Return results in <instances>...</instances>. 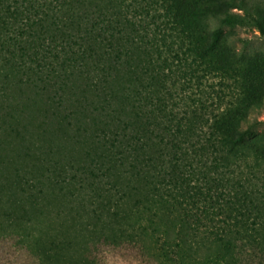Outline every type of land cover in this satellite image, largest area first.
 <instances>
[{
  "label": "trees",
  "instance_id": "1",
  "mask_svg": "<svg viewBox=\"0 0 264 264\" xmlns=\"http://www.w3.org/2000/svg\"><path fill=\"white\" fill-rule=\"evenodd\" d=\"M236 10L264 36V0H0V142L37 97L43 133L56 124L79 145L73 161L16 170L22 199L0 195V233L42 264H91L101 240L153 264H264V133L249 122L264 63L211 25ZM59 194L73 214L50 207ZM152 206L166 229L131 221Z\"/></svg>",
  "mask_w": 264,
  "mask_h": 264
},
{
  "label": "rangeland",
  "instance_id": "2",
  "mask_svg": "<svg viewBox=\"0 0 264 264\" xmlns=\"http://www.w3.org/2000/svg\"><path fill=\"white\" fill-rule=\"evenodd\" d=\"M234 13L239 17H236L232 22L228 23L221 18L212 21L211 25L219 26L225 32L231 33L229 38L230 45L238 55L251 57L254 62L264 63V36L240 18L242 16L241 11L236 10ZM24 92L26 93L21 94V100L26 99L30 95V92L25 88ZM3 104L4 102L0 101V107ZM23 108H25V111L19 114V124L15 126L16 130L13 132V136L6 139V141L0 142V195H3L2 199H6L9 194L16 201L22 199L20 193L15 192L13 194L14 192L9 191L10 189L8 188L10 179L15 176L16 170L21 174L30 176L28 169L39 173L45 167H48V163L44 162L48 157L57 162L68 159L73 161L79 154V145L71 140L66 141V138H63L64 129L59 130L58 125H48L50 133H43L41 122L44 105L40 98L36 97L34 100L25 102V107ZM1 120L3 119L0 118V126ZM249 122L256 124V129L264 133V91L262 105L251 114ZM2 130L0 128V135L3 132ZM48 146L53 151L50 155H47ZM44 158L45 160L43 161ZM2 188L3 190H1ZM61 195L51 196L50 199H47V202L50 203L51 208L63 207V211L66 212L69 210L66 206L71 205V203ZM64 212L62 216L56 217L54 221L56 227L62 226L64 232L70 231L69 233H71L74 228L72 227L68 230L69 226L67 224L69 222L67 220L69 217ZM69 213L70 215L73 214L74 209L68 211ZM166 218L170 219V216L165 211L152 206L138 209L135 215L132 216L131 221L146 226H155L162 231L166 229ZM174 232L175 230L173 231L169 228V237H172ZM81 252L80 249L76 248L71 251V254L75 257ZM86 255L91 264H153L147 259V256L142 255L136 244L128 242L112 244L101 240L96 244L90 243ZM0 264L42 263H40L37 255L23 242L20 234L17 232H6L0 233Z\"/></svg>",
  "mask_w": 264,
  "mask_h": 264
}]
</instances>
